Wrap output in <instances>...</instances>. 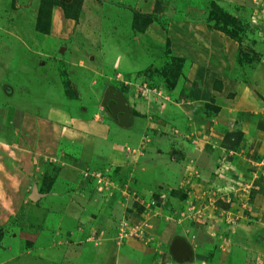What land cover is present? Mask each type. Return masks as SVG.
Listing matches in <instances>:
<instances>
[{
	"label": "rangeland",
	"instance_id": "374dc122",
	"mask_svg": "<svg viewBox=\"0 0 264 264\" xmlns=\"http://www.w3.org/2000/svg\"><path fill=\"white\" fill-rule=\"evenodd\" d=\"M82 1L73 21L47 0H0V264H264V0H125L113 20L132 36L157 25L162 46L120 77L85 67L80 32L111 30L82 22ZM89 1L99 18L112 10ZM109 86L137 103L183 100L188 118L179 129L168 115L134 119L136 138L116 126L130 158L109 164L89 148L105 135L81 127L110 120ZM175 239L190 261L170 257Z\"/></svg>",
	"mask_w": 264,
	"mask_h": 264
},
{
	"label": "crops",
	"instance_id": "0c3cea01",
	"mask_svg": "<svg viewBox=\"0 0 264 264\" xmlns=\"http://www.w3.org/2000/svg\"><path fill=\"white\" fill-rule=\"evenodd\" d=\"M87 1L86 0L82 1L79 17H82V14L85 13V15L90 14L92 19H89L87 21H85V19H81V21L86 22L87 24L93 23L92 25L93 27H94V23H96L97 24L96 28L101 26V24L103 23L105 24V26L107 25L106 23H109V27L106 29H110L111 34H109V37L106 36L109 39V43H108L109 47L107 49H104L102 48V45H105L107 38L103 36L102 32H100V34L97 33L96 36L95 34H96L97 29L91 28L90 30H85V32H80V36H79L80 46L84 45V48H85L88 43L90 45L93 44V42H94V45L96 44L94 48H90V45H88V50L86 51H87V54H89V56L87 59V63L85 64V67L87 66L94 67V65L95 66L100 65L101 67H99L98 69H107L108 71H112V72L115 71L114 72L115 77H120V74H119L120 69L125 70V69L130 68V69H135L138 71L142 68H145L148 64L150 66V64L157 62L156 58H158L157 56L161 52V46H162L161 36L158 37V35H160L159 33L160 28L157 27V25H154L151 23L141 33L135 34L132 36L129 26L125 28L126 25L124 26V24L118 23L117 21L113 20L114 17L115 18L119 17L118 14L125 13L121 11L122 9L120 7L124 6L123 3H125L127 0L126 1L125 0H109L110 2L107 4H108V7L111 8L112 10L110 9L106 10V15L108 16H106L105 18H102V17L99 18L98 16H96L95 15L96 11L91 5L92 3L90 1L89 2ZM131 1L133 2L135 0H131ZM138 1L141 2V0H138ZM104 6H106V3L104 4ZM113 6H115L116 9ZM137 6L140 7V5H137ZM70 25H71V21L65 23V26L70 27ZM78 26L81 27V24L79 23ZM166 29H167V39L169 38L170 43L172 45L174 44L172 39H174V41L177 39L181 40V46L179 49L181 50V53H182L181 55L189 53L188 52L189 50L188 42H189L190 37L188 36L189 37L188 38L186 33L183 35H180L178 33L180 28L177 31L170 24L166 26ZM107 32L110 33L109 31ZM195 32L200 34L199 29L197 30L194 29V33ZM175 34H176V39H175ZM158 44H160V50L156 48ZM76 45H78V42L74 41V46L76 47ZM151 46L153 47V50ZM70 48L72 49L71 51L74 50V48H72V44ZM121 53H123V56L120 55ZM173 54H174V51H173ZM125 83L129 84L128 82H125ZM109 88H112V87L109 86ZM113 89L115 90V88ZM117 92L120 93V95L122 96L124 102L126 103L127 108L130 107V109L134 112V114H136V115H133L134 116L133 117L129 113L131 118H130V123L128 124V126L131 127L130 131L132 129L130 134L135 138H136L137 133L135 132V130H133L134 129L133 128L134 119H137L141 122H145L146 119L152 114L157 113L159 116H162V117L168 115L169 120L173 124L172 126H174V129H179L180 128L179 126L182 125L183 122L186 121L188 118L187 115H188L189 107L185 104L183 100H180L177 103L176 102L171 103L172 106H167V103H165L163 100H160L159 98L157 99L152 98L151 100L147 99V101L138 100V103H137L136 99H134V97H132L131 95H127V94L125 95V93H121L119 91ZM188 95L189 93H187L184 99H187ZM124 96H126L127 99H125ZM157 100H159L162 104L164 103L163 105L165 106V108H162L161 106L153 103V101H157ZM142 116L145 117V119H141L140 117ZM108 121L111 122V125L108 124ZM179 122H181V124L177 125ZM104 123L105 125H97V124H94V122L89 121L85 124H82L81 127L84 128L85 132L89 131L88 129L91 128L93 129L94 132L100 133V135H105L103 138L104 141L100 139V141H102L101 142L102 148H100L95 142H89V145H90L89 148H91V151L93 154L98 153V156L102 158V160L106 161L107 163L114 164L117 162L118 165H120L122 161L124 163L130 157L123 156L120 153L121 145L118 142L113 141V138L110 135L112 133L110 132L109 134V131L114 130L115 132L117 127H119L120 129H125V128L117 126L111 120H108V119ZM93 138L94 137H91L89 139L91 140ZM85 140L87 141L88 139H85ZM85 140L83 139V141ZM93 140H96V138H94ZM89 148L87 147L85 150H89ZM181 148L183 147L181 146ZM157 149L162 150L164 149V147H162V145H158ZM100 150L106 153L104 154L103 152H100ZM182 151L184 152L183 149ZM174 166H175V162L172 161L170 164H168L167 166L168 169L166 168L167 171L166 170H163V171H166L167 173H172L176 169V167ZM169 167H172V169L171 168L169 169ZM149 172H147V174L148 176H151ZM131 173L135 177H138V175H140L138 171V166L136 164L132 166Z\"/></svg>",
	"mask_w": 264,
	"mask_h": 264
},
{
	"label": "water",
	"instance_id": "95a60500",
	"mask_svg": "<svg viewBox=\"0 0 264 264\" xmlns=\"http://www.w3.org/2000/svg\"><path fill=\"white\" fill-rule=\"evenodd\" d=\"M101 107L108 115L109 119L120 127H125L130 123V115L126 103L120 93L112 88L106 89L102 94ZM38 196L32 190L29 199L35 200ZM170 257L177 263L190 261L191 252L187 245L179 239L171 242L169 247Z\"/></svg>",
	"mask_w": 264,
	"mask_h": 264
},
{
	"label": "trees",
	"instance_id": "16d2710c",
	"mask_svg": "<svg viewBox=\"0 0 264 264\" xmlns=\"http://www.w3.org/2000/svg\"><path fill=\"white\" fill-rule=\"evenodd\" d=\"M50 1L53 5H56L62 12L63 14L67 17L70 18L71 20L75 21L78 17V10H79V5H80V0H47ZM77 4V7L74 5ZM144 18L151 19L149 15H140Z\"/></svg>",
	"mask_w": 264,
	"mask_h": 264
}]
</instances>
